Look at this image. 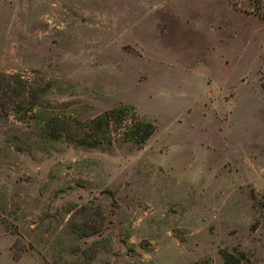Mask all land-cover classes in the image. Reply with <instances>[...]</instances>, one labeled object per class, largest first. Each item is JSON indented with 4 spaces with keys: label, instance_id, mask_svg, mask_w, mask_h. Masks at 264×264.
Returning a JSON list of instances; mask_svg holds the SVG:
<instances>
[{
    "label": "rangeland",
    "instance_id": "374dc122",
    "mask_svg": "<svg viewBox=\"0 0 264 264\" xmlns=\"http://www.w3.org/2000/svg\"><path fill=\"white\" fill-rule=\"evenodd\" d=\"M0 74L154 127L85 149L0 118V264H264V0H0Z\"/></svg>",
    "mask_w": 264,
    "mask_h": 264
},
{
    "label": "trees",
    "instance_id": "16d2710c",
    "mask_svg": "<svg viewBox=\"0 0 264 264\" xmlns=\"http://www.w3.org/2000/svg\"><path fill=\"white\" fill-rule=\"evenodd\" d=\"M16 121L29 118L39 122L42 137L77 148L105 149L112 142L111 134L118 133L120 142L142 146L153 134L154 127L138 119L131 107H118L102 112L85 122L65 120L52 107L38 99L18 75L0 74V118L9 114ZM222 264H241L242 257L220 252Z\"/></svg>",
    "mask_w": 264,
    "mask_h": 264
}]
</instances>
